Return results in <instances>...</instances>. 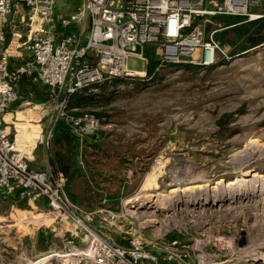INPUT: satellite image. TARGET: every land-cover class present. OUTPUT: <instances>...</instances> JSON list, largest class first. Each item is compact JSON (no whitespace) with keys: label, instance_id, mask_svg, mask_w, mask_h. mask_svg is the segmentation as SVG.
<instances>
[{"label":"rangeland","instance_id":"rangeland-1","mask_svg":"<svg viewBox=\"0 0 264 264\" xmlns=\"http://www.w3.org/2000/svg\"><path fill=\"white\" fill-rule=\"evenodd\" d=\"M58 2V11L69 12L82 0ZM241 18L218 14L206 23L208 31L219 29L215 38L228 50L209 68L154 71L156 64L148 74L144 46L143 57L131 55L126 65L145 75L84 90L92 100L78 111L99 114L109 147L124 154L122 200L96 212L98 238L127 244L133 236L162 263L264 264V43L232 54L235 32L219 27ZM150 47L157 62L158 49ZM15 102L19 147L34 145L41 127L46 141L56 102ZM237 176L254 186L251 196L232 192L248 187L231 185ZM202 181L210 186L184 188ZM196 196L208 198L193 203ZM26 199L0 205V264H96L92 235Z\"/></svg>","mask_w":264,"mask_h":264},{"label":"built area","instance_id":"built-area-1","mask_svg":"<svg viewBox=\"0 0 264 264\" xmlns=\"http://www.w3.org/2000/svg\"><path fill=\"white\" fill-rule=\"evenodd\" d=\"M61 0H0V23L15 28L12 40L26 49L27 60L11 72L12 49L0 52V190L3 198L47 199L50 211L93 236L90 251L96 264H173L130 237L127 244L98 238L93 229L95 212L68 195L65 178L31 165L30 153L19 147L5 119L10 103L19 99L17 83L24 73L50 89L52 109L49 141L57 121L65 118L80 136H99L102 119L90 111L72 113V94L98 90L116 78H137L126 65L131 55L143 57L142 48L158 49L160 71L169 65L211 66L228 50L207 30L212 16L232 14L245 21L264 17V0H82L70 12L58 11ZM15 8V9H14ZM17 14V15H16ZM88 20V26H81ZM18 27V28H17ZM23 27L24 32L19 31ZM16 38V39H15ZM21 40V41H19ZM44 134L38 139L43 140ZM113 215V214H112Z\"/></svg>","mask_w":264,"mask_h":264},{"label":"trees","instance_id":"trees-1","mask_svg":"<svg viewBox=\"0 0 264 264\" xmlns=\"http://www.w3.org/2000/svg\"><path fill=\"white\" fill-rule=\"evenodd\" d=\"M219 27L235 32V37L231 41L229 50L232 54L247 51L264 43V17L252 21H245V18H241ZM150 46L152 44L146 45L145 48L146 56L150 59L147 68L148 74H152L154 66L157 64L153 59V51ZM206 67L209 68L210 66ZM126 80V78L114 79L117 82ZM91 96L84 91L76 92L72 94L69 106L71 108L82 106L92 100ZM72 113L78 114L80 112L75 110ZM87 137H91L92 140H87ZM111 140L101 130L98 137L80 136L71 128L65 118L59 119L53 128V134L50 139L53 152L49 158L51 171L53 173L59 171L65 176L66 191L69 197L80 206L85 204L83 203L84 201L92 200L96 194H99V191H95L89 181L90 171L97 167L95 166L97 161L101 160L103 161L102 163L113 165L119 169L123 166L124 154L117 148L109 147L110 143H112L110 142ZM81 156L85 162V167L81 165L79 159ZM92 176L94 177L95 174ZM86 204L88 206L85 205V207L89 209L97 207L96 204L91 202Z\"/></svg>","mask_w":264,"mask_h":264},{"label":"crops","instance_id":"crops-1","mask_svg":"<svg viewBox=\"0 0 264 264\" xmlns=\"http://www.w3.org/2000/svg\"><path fill=\"white\" fill-rule=\"evenodd\" d=\"M58 3L59 2H57V6H58ZM78 5L79 4L76 5L73 3V6H72L73 9H70V10L73 11L74 9L77 8ZM88 24H89L88 20H83L80 25L86 27L88 26ZM19 31L24 32L23 27H19ZM14 32H15V28H13L10 24L0 23V52L4 51L7 48L12 49L11 50L12 56L10 58L11 72H14L20 64H23L27 60L26 49L23 46H16L15 40H12ZM35 73L36 71H34L33 74L26 72L22 74L21 77L19 78V81L17 83V91L19 93V99L28 97L32 100H35V101L39 100L42 102L49 99L50 89L44 83L40 81H35L33 79V76L35 75ZM25 102L27 101H22L19 106H21L22 104H25ZM31 102L28 101V103H31ZM15 104L16 102L10 103L8 110L6 112V115H5V119H6L7 126L11 134L12 135L16 134V137L18 139V136H20V133H19L20 128H18L19 127L18 124L21 122H18L19 118L17 114L19 110L16 109L17 107L15 108L12 107V106H15ZM73 108H77V111L80 109L79 106H76ZM32 124H34L36 127L41 125V123L40 124L32 123ZM43 130H44L43 127H41V130L38 129L39 134H43ZM48 130L49 128L46 129V133ZM87 140H92V138L87 137ZM23 145H24L25 151L28 150L27 148L28 146H31L29 149L32 152H30V150L27 152L30 153L32 166H37L43 169H47L50 173L54 175L59 174L65 178V176L61 172L58 171L57 173H53L51 171L50 164H49V158L53 151H52V145H51L50 140L44 141V139L43 140L36 139L34 145H28L26 143H24ZM80 146H81V143H80ZM79 159L81 161V165L85 167V162L83 161L82 156L79 157ZM102 162L103 161L100 160L95 163V166L97 167L93 169L92 171H90V177H89L91 186L95 189V191L98 190L99 194H96V196H94L92 200L84 201L83 203L85 204L81 205L86 210L94 211L95 214L98 210L105 209L107 205L119 203L120 200H122V195L124 193V189H123L124 188V173H125L124 167L122 166L119 169V168H115L113 165L112 166L107 165L106 163L104 164ZM93 174H95L94 177L92 176ZM115 180L117 181V184H115ZM114 191H116V193H114ZM16 198H20L18 197L17 193L10 195L9 198H3L1 190H0V205L4 202H8V199L9 200L12 199L11 201L16 203ZM26 201L30 203V205L32 206L39 207V208L42 207L43 209H46V210L50 209L47 199L43 196H39L35 199L27 198L24 202ZM88 202L96 204L97 207L90 208V209L88 207H85V205L88 206L86 204ZM70 225H71V229L76 228L73 224L70 223ZM69 231H73V230H69Z\"/></svg>","mask_w":264,"mask_h":264},{"label":"bare ground","instance_id":"bare-ground-1","mask_svg":"<svg viewBox=\"0 0 264 264\" xmlns=\"http://www.w3.org/2000/svg\"><path fill=\"white\" fill-rule=\"evenodd\" d=\"M16 39V38H15ZM23 123V122H22ZM25 123V122H24ZM31 125H33V124H31ZM25 126V125H24ZM30 128V127H29ZM29 130V129H28ZM31 130H32V128H31ZM28 132H30V131H28ZM32 133H33V131H32ZM37 134H39V133H37ZM29 135V134H28ZM32 135V134H31ZM33 137V136H32ZM38 137H41V134L38 136ZM37 137V138H38ZM36 138V139H37ZM36 141V140H35ZM253 154V152L252 153H250V154H248V156L247 157H250L251 155ZM247 172H249V171H247ZM225 180V178L224 177H221V178H219V179H217V185L218 184H221L223 181ZM245 182V183H242V182ZM203 182V183H202ZM202 182H199V183H197V184H194L192 187L191 186H188V187H184V188H186V189H189V188H200V187H207V186H210V183L208 182V181H202ZM238 182H241V183H238ZM249 181H246V179H244V178H242V177H239V176H237L235 179H233L231 182H230V184L231 185H236V186H240V185H246V186H248V187H246V188H244V190L242 189V190H240V189H232V192L233 191H235V192H239V191H243V195L244 196H251L252 195V193H253V188H254V186H253V188L250 186V184L248 183ZM238 186V187H239ZM214 187H217L216 185L214 186ZM241 187V186H240ZM176 190H180L179 189V187H175L174 186V188L171 190V191H176ZM140 197V196H139ZM139 197H136V199L137 198H139ZM227 197V194L225 195L223 192L222 193H220L219 194V199L220 200H224L225 198ZM207 198L208 197H200V196H196L195 198H193V203H200L201 201H203V200H207ZM192 200V199H191ZM62 264H66V263H62ZM81 264H85V263H82L81 262Z\"/></svg>","mask_w":264,"mask_h":264},{"label":"water","instance_id":"water-1","mask_svg":"<svg viewBox=\"0 0 264 264\" xmlns=\"http://www.w3.org/2000/svg\"><path fill=\"white\" fill-rule=\"evenodd\" d=\"M67 221V220H66ZM67 222H69V221H67Z\"/></svg>","mask_w":264,"mask_h":264}]
</instances>
